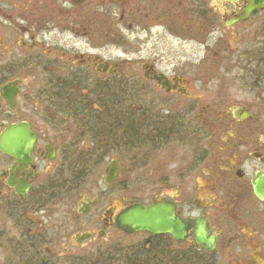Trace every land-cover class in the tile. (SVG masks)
I'll return each instance as SVG.
<instances>
[{"label": "flooded vegetation", "instance_id": "af4514ba", "mask_svg": "<svg viewBox=\"0 0 264 264\" xmlns=\"http://www.w3.org/2000/svg\"><path fill=\"white\" fill-rule=\"evenodd\" d=\"M254 1L0 0V264H264ZM152 203L181 237L120 230Z\"/></svg>", "mask_w": 264, "mask_h": 264}, {"label": "water", "instance_id": "95a60500", "mask_svg": "<svg viewBox=\"0 0 264 264\" xmlns=\"http://www.w3.org/2000/svg\"><path fill=\"white\" fill-rule=\"evenodd\" d=\"M254 2L260 6L264 5V0H255ZM23 133L28 134L26 126H9L0 135V151L17 160L22 156L27 158L31 143L22 138ZM117 225L126 234L135 232H148L154 235L167 233L178 239L184 233L174 215L173 207L165 203L131 206L119 215Z\"/></svg>", "mask_w": 264, "mask_h": 264}, {"label": "rangeland", "instance_id": "374dc122", "mask_svg": "<svg viewBox=\"0 0 264 264\" xmlns=\"http://www.w3.org/2000/svg\"><path fill=\"white\" fill-rule=\"evenodd\" d=\"M2 125L0 124V127H1ZM98 175H100V173L98 174L97 172H93L92 173V175L90 176V178L88 179L89 180V182L90 181H92L93 179H96L97 177H98ZM74 202H75V199H72V204H74ZM85 220V218L84 219H81L80 221H84ZM74 221H73V228H72V232L74 233L75 232V227H74ZM138 238L139 237H134V238H124V239H122L121 240V243L122 244H131L132 242H135V241H137L138 240ZM93 247L91 246V242H87V247H83L82 249L84 250V252H88V256H90L91 254H92V252H94V251H92L91 252V250L90 249H92ZM92 257H96L95 255H93ZM92 260H96V258H94V259H92ZM97 261H98V259H97Z\"/></svg>", "mask_w": 264, "mask_h": 264}]
</instances>
